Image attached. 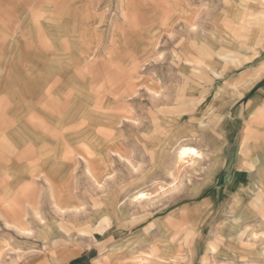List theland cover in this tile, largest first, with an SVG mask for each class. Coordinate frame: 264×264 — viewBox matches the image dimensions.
<instances>
[{"label": "rangeland", "instance_id": "obj_1", "mask_svg": "<svg viewBox=\"0 0 264 264\" xmlns=\"http://www.w3.org/2000/svg\"><path fill=\"white\" fill-rule=\"evenodd\" d=\"M236 2L0 0V264H264V180L234 170L264 148V0Z\"/></svg>", "mask_w": 264, "mask_h": 264}, {"label": "crops", "instance_id": "obj_2", "mask_svg": "<svg viewBox=\"0 0 264 264\" xmlns=\"http://www.w3.org/2000/svg\"><path fill=\"white\" fill-rule=\"evenodd\" d=\"M240 3H241V0H239V3L237 0L236 5L240 4ZM235 8H236V6H235ZM127 11H126V13H127ZM11 22H12V20L10 21V23ZM190 53H191L192 57H194V59H195L196 55L193 56V52H191V51H190ZM192 60H193V58H187V61H189V62H191ZM198 60H200V59H198ZM258 61H259V59H252L250 61H247L243 66H246V67L252 69V65L256 64ZM188 67H190V66H188ZM237 70L238 69H236L234 71V69H233L232 75L230 74V72L220 73V71H218V70H215L214 73H215L216 77H218V78H223V77H228V76L232 78V77H235V75H239L236 73ZM258 70H259L258 68L256 70H254V74L259 73L260 70L259 71ZM242 74L243 75L241 77H239V76H236V77L240 78L239 81L241 82V84H245L248 87H244V89H242V92L238 96L245 94V92L248 90L249 85H250V82L248 81V78H247L250 75L245 76L246 73H242ZM50 90L51 89L49 88L48 91L50 92ZM225 92H226V88L222 86L219 88L216 95H218V98L219 97L221 98V96L223 97L225 95ZM263 105H264V94L263 93H257V95L254 96L251 108L249 109V114H251L252 112H255L256 114L260 115V118H258L257 122H259L261 124H264V112H262V109H261V106H263ZM217 111L219 114L225 112L224 107L219 106V105H217ZM219 114H217L218 117H220ZM223 114H225V113H223ZM35 125H36L35 122L32 123V118H31L30 124L23 123L20 126V128L26 130L24 133H21V131H20V133H21L20 136L22 137V141L23 140L27 141V145H25L26 148H24V150L21 151V153H20L21 155L25 156L23 159H25V158L28 159L27 157L32 156L34 154V151L36 150L35 149L36 144L34 141V138H36V136L34 135L35 132L33 131ZM213 129H215V128H213ZM231 129H232L231 120H226L225 123H223V125L221 126V130L223 131L224 134L226 132H230ZM246 137L248 140H251L254 142L264 140V127H261L259 125L254 126V127L253 126L250 127L246 132ZM0 138H2V137H0ZM246 151H247L246 147L244 149H242L241 151H239L238 157L236 159V164L234 166V170L237 173L236 176L239 175L240 171L251 172L253 170H258L259 174L257 176L258 178L255 180V183H257L259 181L262 182L264 180V148L255 149L249 153H246ZM0 153L6 154V153H11V152H9L8 150H5L3 153L2 152H0ZM218 178H219V176L216 178V180H218ZM260 178L262 180H260ZM237 181L240 183L245 182L244 180L240 179L239 177L237 178ZM26 186H29V185H26Z\"/></svg>", "mask_w": 264, "mask_h": 264}, {"label": "bare ground", "instance_id": "obj_3", "mask_svg": "<svg viewBox=\"0 0 264 264\" xmlns=\"http://www.w3.org/2000/svg\"><path fill=\"white\" fill-rule=\"evenodd\" d=\"M189 156L192 157V158H194V159H198V158H200V157L203 156V152H201V150H199L197 147L191 146V145L190 146L183 145L177 151V158H178V160H184L185 158H187ZM146 198H147V193L146 192H143V191L137 193L134 196V199L136 201H138V202H140V201H142V200H144Z\"/></svg>", "mask_w": 264, "mask_h": 264}]
</instances>
